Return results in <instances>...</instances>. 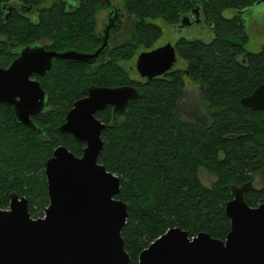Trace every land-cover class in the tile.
Here are the masks:
<instances>
[{"label":"trees","instance_id":"1","mask_svg":"<svg viewBox=\"0 0 264 264\" xmlns=\"http://www.w3.org/2000/svg\"><path fill=\"white\" fill-rule=\"evenodd\" d=\"M121 1L134 18L132 36L109 49L110 60L89 75L76 63H55L43 78L46 108L33 121L36 129L19 122L12 107L0 106V207L8 208L10 193L16 191L28 199L33 217L44 216L49 205L47 160L59 145L76 155L86 145L58 129L74 101L88 86L133 85L141 95L117 114L116 123L111 107L97 117L107 124L99 162L121 179L117 197L129 204L122 236L129 264H139L140 253L172 227L189 231L191 237L207 232L225 239L231 230L226 213L231 187L264 174V110L241 101L264 84V43L257 52L246 49L249 35L243 18L261 0ZM104 4L85 0L76 13L54 8L42 15L40 24L19 20L0 23V29L24 38L48 37L61 49L92 50L97 41L95 16ZM196 8L214 37H180L175 46L184 67L175 65L151 79L131 75L126 63L139 50L152 48L162 34L152 20L174 25ZM226 9L237 13L227 17ZM188 80L205 90L206 115L200 118L207 120L182 117ZM200 168L215 176L212 184L201 180ZM246 201L250 206L264 202V186L246 193Z\"/></svg>","mask_w":264,"mask_h":264},{"label":"water","instance_id":"2","mask_svg":"<svg viewBox=\"0 0 264 264\" xmlns=\"http://www.w3.org/2000/svg\"><path fill=\"white\" fill-rule=\"evenodd\" d=\"M104 46L87 54L27 48L9 69L0 70V102L13 105L16 119L36 129L30 115L45 108L46 94L30 76L48 70L53 57L93 59ZM177 57L171 43L142 50L136 69L142 78L151 79L171 70ZM84 94L58 129L86 145L81 155L59 145L47 160L49 205L44 216L33 217L28 199L16 191L10 193L8 208L0 207V264L130 263L122 236L129 204L117 197L120 177L99 162L107 124L96 113L112 105L116 123L117 113L124 112L141 92L133 85H92ZM241 101L246 107L264 110V84ZM252 182L231 187L233 198L226 203L231 230L225 239L207 232L191 237L189 231L172 227L140 253L139 264H264V202L247 203L246 193L256 188Z\"/></svg>","mask_w":264,"mask_h":264},{"label":"flooded vegetation","instance_id":"3","mask_svg":"<svg viewBox=\"0 0 264 264\" xmlns=\"http://www.w3.org/2000/svg\"><path fill=\"white\" fill-rule=\"evenodd\" d=\"M104 1H105V4L98 10L95 16L96 18L95 35H96L97 41H96L95 47L92 50H80L76 48L61 49L59 48V43L57 41L52 42L51 39L48 37L37 38L36 35H30L29 37L24 38L17 31H14L12 34L7 30L6 27H4L0 29V70L5 71L9 69L13 61L20 58L22 56V53L27 48L33 49V48L44 47V49L48 51H56V52L62 53V52H66L69 50H74L79 53L87 54V53H91V51L94 52L97 49H99L101 46L105 45L104 46L105 48L101 51V53L95 56L93 59L88 58V59H83V60H73V59H60V58L53 57L51 60V67L48 70H46L44 73L35 72L30 76V79L37 80L40 82L42 88L45 90V94L47 98L48 92L46 90V87L44 86L43 78H45L48 75L49 71L51 70V68L53 67L55 63L57 62L58 63H62V62L76 63L80 70L81 69L85 70L86 74L89 75L92 68L94 67L97 68L102 63H105L107 60H110V50L117 47V45H119L121 42L125 40V39L122 40L118 44L113 43L114 35L117 34L118 30H121V25L124 22L125 15H126L125 12H127L125 6H123L124 5L123 2L121 0H104ZM261 2H264V0L258 1L257 4H260ZM84 3H85V0H0V23L2 26H7L11 22L22 20V21H25L26 23L36 25V24L41 23L43 14H47L49 11L53 10L54 8H56L57 10L65 14L76 13V11H78L81 5ZM255 5H253L248 10L250 11L253 10L256 7ZM122 6L125 8L126 11L123 12ZM201 16H202L201 13L196 8L193 11H191L190 14L183 15L180 18V22H178L177 24H174V26L178 30H181L183 27L186 28V26L194 25L196 22L201 23V19H200ZM183 19H184V23H183ZM88 42H89V37L83 41L84 45L87 44ZM173 45L175 46V44ZM142 50H149V49H141V51ZM138 52L136 53V56L134 59H131L129 61L127 60L128 62L126 63L128 65V69L131 72V75H133L132 70L136 69V60L139 54ZM132 62L135 64V66L132 64ZM137 75H139L138 72L133 76H137ZM95 86H99V85H95ZM84 89L82 91L83 93L82 97L85 96ZM55 91H59L57 89V86L55 87ZM2 105L12 107L13 113L15 114V117H16V112H15V108L13 105H10L5 102H0V106ZM108 107H111L113 111L112 105H109ZM45 108H46V104H45ZM45 108L41 112H38L36 114H31L30 115L31 120L35 121L34 119L36 118V116L38 114H41L45 110ZM103 110H100V111H103ZM97 113H96V116H97ZM119 113L121 112H118L117 114ZM65 118L63 121H65Z\"/></svg>","mask_w":264,"mask_h":264},{"label":"rangeland","instance_id":"4","mask_svg":"<svg viewBox=\"0 0 264 264\" xmlns=\"http://www.w3.org/2000/svg\"><path fill=\"white\" fill-rule=\"evenodd\" d=\"M124 6V5H123ZM122 6L123 12L126 11ZM256 7L253 10H247L246 13H243V18L245 19L246 32L249 35V41L246 44V49L249 51L257 52L261 49L264 43V2L255 5ZM237 13L235 9H226L223 14L227 17H232ZM125 19L121 25V30L117 31V34L114 35L113 43L118 44L122 40L131 37L133 31V21L134 18L125 12ZM201 23H195L192 26L183 27L181 30H178L174 25L165 22L162 19L152 20L157 23L162 28L161 36L154 43V48L163 46L168 43L175 44L180 37L185 38H201L205 41H210L214 37V33L211 27L205 22L204 17L201 16ZM141 50H139L140 52ZM138 52V53H139ZM130 64V63H129ZM135 66V64L132 62ZM176 66L184 67V60L177 57ZM132 74L137 73L136 69L132 70ZM184 102L182 105V117L185 119H194V120H207V118H200L206 115V99H205V90L199 85L187 81ZM192 100V101H190ZM188 102H191L188 104ZM191 114H196L191 116ZM199 176L201 180L206 184L210 185L215 181V176L211 174L204 168H200ZM253 185L257 188L264 186V174L258 173L253 177Z\"/></svg>","mask_w":264,"mask_h":264}]
</instances>
